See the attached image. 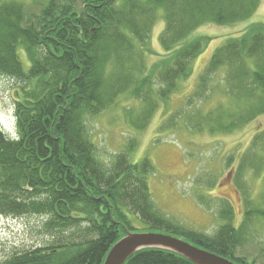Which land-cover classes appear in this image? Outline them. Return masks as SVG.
I'll list each match as a JSON object with an SVG mask.
<instances>
[{"label":"trees","instance_id":"1","mask_svg":"<svg viewBox=\"0 0 264 264\" xmlns=\"http://www.w3.org/2000/svg\"><path fill=\"white\" fill-rule=\"evenodd\" d=\"M258 3L46 0L35 24L21 2L0 0V77L14 79L17 87L16 136L0 127V215L39 216L49 236L46 242L13 248L0 264H102L125 229L169 231L238 264H263L246 262L237 253L254 237L247 229L259 220L257 214L264 224V208L243 204L241 219L234 222L226 199L219 204L221 223L214 232L183 226L163 214L151 196L150 159H130L137 140L130 137L106 161L86 128V119L129 95L142 106L136 115L126 112L129 123L136 131L144 129L159 101L165 103L179 80L191 74L193 60L210 39L190 34L205 23L222 26L247 19ZM158 16L164 21L158 34L164 55L148 66L145 56L152 53L150 36ZM218 71H223L222 80L231 89L225 94L232 101L192 112L186 124L195 130L229 132L264 113L263 23H251L216 45L189 97L206 100ZM262 150L264 128L253 134L237 167L242 168L248 153L254 165ZM124 264L194 263L167 250L145 248Z\"/></svg>","mask_w":264,"mask_h":264},{"label":"rangeland","instance_id":"2","mask_svg":"<svg viewBox=\"0 0 264 264\" xmlns=\"http://www.w3.org/2000/svg\"><path fill=\"white\" fill-rule=\"evenodd\" d=\"M15 1L23 4L26 16L36 24L46 0ZM251 22L264 24V0H259L255 12L247 19L222 26L205 23L195 29L189 37L203 35L210 39L193 60L191 74L179 80L165 103L159 101L144 129L136 131L129 123L130 116L126 112L131 110V114L136 115L142 108L141 103L129 95L120 96L114 106L86 119V128L102 160L113 157L133 136L137 144L130 153V159L135 161L147 156L154 166V171L147 175V181L157 207L175 222L205 233L214 232L221 223L219 204L226 199L233 206L234 222L241 219L243 204L244 207L264 208V150L259 152L261 155L254 162L255 166L249 162L253 160L252 153H248L242 168L237 167L253 134L264 128V113L229 132L198 131L186 124L192 112L231 103L232 99L225 94L231 89L226 88L222 80L223 71L212 77L206 100L189 96L213 48L225 37L239 34ZM163 25V19L158 16L150 36L152 53L145 56L148 66L164 55L158 41ZM21 58L27 68L28 62L23 54ZM16 88L14 79L0 77V127L8 126L12 131H15L13 99ZM188 97L192 102H187ZM229 154L233 156L229 158ZM210 195L213 198L209 200ZM199 196L204 197V203L209 200L207 206L198 199ZM257 216L259 220L247 229V232H253L254 237H247L249 241L237 255L246 262L256 259L257 263L264 264V224L260 214ZM41 221L42 218L35 215H0V259L13 248L46 242L49 236L41 230Z\"/></svg>","mask_w":264,"mask_h":264},{"label":"water","instance_id":"3","mask_svg":"<svg viewBox=\"0 0 264 264\" xmlns=\"http://www.w3.org/2000/svg\"><path fill=\"white\" fill-rule=\"evenodd\" d=\"M145 248L167 250L194 264H238L228 257L169 233L128 229H125L124 235L110 247L102 264H124L131 255Z\"/></svg>","mask_w":264,"mask_h":264}]
</instances>
